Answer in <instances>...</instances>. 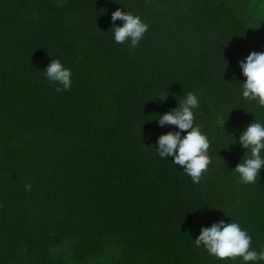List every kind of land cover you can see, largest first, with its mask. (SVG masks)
Wrapping results in <instances>:
<instances>
[{
    "label": "trees",
    "instance_id": "1",
    "mask_svg": "<svg viewBox=\"0 0 264 264\" xmlns=\"http://www.w3.org/2000/svg\"><path fill=\"white\" fill-rule=\"evenodd\" d=\"M118 8L149 25L135 49L113 41ZM253 51L264 0H0V264H222L194 243L220 220L264 249V169L238 183L232 144L264 123L241 97ZM52 59L70 90L44 78ZM188 93L212 161L195 186L155 149Z\"/></svg>",
    "mask_w": 264,
    "mask_h": 264
},
{
    "label": "clouds",
    "instance_id": "2",
    "mask_svg": "<svg viewBox=\"0 0 264 264\" xmlns=\"http://www.w3.org/2000/svg\"><path fill=\"white\" fill-rule=\"evenodd\" d=\"M113 41L116 44H128L135 49L144 39L149 25L138 14L117 9L111 14ZM116 21L122 25L117 26ZM241 74L245 81L241 97L249 102H256L259 108L264 109V52H251L244 60L239 62ZM44 78L58 85L57 92L68 91L72 86V72L60 60L52 59L43 71ZM167 95L161 96V101ZM199 107L197 98L188 93L178 106L164 114H158L155 119L158 126H174L176 130L162 134L156 141V153L162 160H169L191 182L198 185L202 175L208 171L211 157L207 154L209 144L207 138L201 135L200 128L194 126L193 113ZM229 117V116H228ZM228 119V118H227ZM227 119L218 115L216 124L225 131ZM233 136L234 135H230ZM244 153L243 162L239 163L234 171L238 175V183L254 184L260 180L261 170L264 169V123L254 122L248 124L239 135L238 141ZM31 190V185L25 186ZM197 248L202 247L209 255L216 257L227 264V261L242 258L243 264H260L264 261V249L256 251L251 248L252 237L241 228L238 222H225L220 220L210 226L201 227L200 233L194 239Z\"/></svg>",
    "mask_w": 264,
    "mask_h": 264
}]
</instances>
